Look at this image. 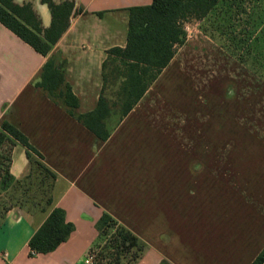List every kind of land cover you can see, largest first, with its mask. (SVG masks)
Listing matches in <instances>:
<instances>
[{
    "label": "crops",
    "instance_id": "0c3cea01",
    "mask_svg": "<svg viewBox=\"0 0 264 264\" xmlns=\"http://www.w3.org/2000/svg\"><path fill=\"white\" fill-rule=\"evenodd\" d=\"M65 1L54 0L56 4ZM70 1L75 7L69 27L53 46L49 57L58 59V62L65 61L66 81L79 101L76 113L85 114L97 107L102 94L104 64L109 58V50L127 45L129 10L151 5L153 0ZM15 3L20 6L30 4L42 28L51 26V10L41 0H15ZM47 59L0 23V126L3 122L15 126L43 156L41 159L32 153L29 158L27 148L17 142L12 152L10 174L15 180H23L39 162L56 175L51 189V205H16L3 214L0 220V264H88L89 251L99 239L98 222L104 213L117 220L116 214L120 211L136 214L139 227L143 225L148 230V239L138 230L131 231L147 244L139 259L132 264L253 262L264 248V157L260 159L256 178V171L251 175H240L232 170L227 173L226 186L219 183L220 157L213 159L217 167L214 169V163H211L215 170L211 177L218 183L213 188L222 193L217 195L218 204L212 205L211 224L196 221L194 250L191 249L189 254L185 251L187 242L185 246L181 245L183 249L178 244L181 249L170 251L173 214H178L179 226L176 228H188L183 225L185 215L182 214L187 200L183 192L188 185L187 169L185 172L180 168L173 173L169 168L164 175L171 183L166 185L162 195L163 207L159 212L135 205L124 193L123 182L131 180L133 164L142 157L143 148H150L155 129L147 119L149 113L138 114L139 108L153 85L171 68L175 58L117 127L108 128L112 132L106 141L79 123L61 102H55L36 87ZM250 117L251 114L246 115L244 133L264 150V110L259 125L253 124ZM191 171L195 172L193 167ZM199 195L197 192L195 196ZM54 208L63 209L67 222L75 229L55 251L31 255L29 242ZM157 227L162 228L158 238L154 235ZM176 240H181L180 235Z\"/></svg>",
    "mask_w": 264,
    "mask_h": 264
},
{
    "label": "rangeland",
    "instance_id": "374dc122",
    "mask_svg": "<svg viewBox=\"0 0 264 264\" xmlns=\"http://www.w3.org/2000/svg\"><path fill=\"white\" fill-rule=\"evenodd\" d=\"M182 25L187 34L185 45L177 49L173 65L139 108L138 114L149 113L145 118L155 128L150 148L142 149V157L133 164L131 180L123 185L130 202L159 212L166 185L171 183L164 175L169 168L173 173L187 169L188 185L183 189L187 200L182 214L183 225L188 228H176L178 214L174 213L170 251L181 249L178 244L182 247L187 242L185 251L189 254L194 250L196 221L211 224L212 205L218 204L217 195L222 193L213 188L218 184L211 177L217 167L215 158L221 160L219 183L226 186L227 173L232 170L240 175L256 171V178L264 157V150L245 135L243 126L249 114L253 124L259 125L264 110V0H221L204 19H189ZM121 69L119 62L108 61L104 96L112 106L107 121L111 129L121 120L116 106L123 81ZM52 185L50 176L37 164L21 181L0 179V220L16 205L46 206ZM116 215L119 225L138 230L148 239V230L139 227L136 214L120 211ZM161 231L155 228L154 235L158 238ZM177 235L181 240H176ZM111 236L108 232L98 239L97 254ZM127 262L128 256L123 264Z\"/></svg>",
    "mask_w": 264,
    "mask_h": 264
},
{
    "label": "trees",
    "instance_id": "16d2710c",
    "mask_svg": "<svg viewBox=\"0 0 264 264\" xmlns=\"http://www.w3.org/2000/svg\"><path fill=\"white\" fill-rule=\"evenodd\" d=\"M41 1L49 6L52 13V23L48 29L42 28L30 4L20 6L15 0H0V23L35 51L48 57L35 83L36 87L47 93L55 102H61L79 123L97 138L106 141L112 132L107 127V119L112 116V106L104 96L108 61L119 62L122 67L120 71L123 81L116 102L122 119L133 110L163 71L170 66L177 49L185 45L187 34L183 22L189 19H204L221 0H153L151 5L131 8L127 45L125 48L116 47L109 50V58L104 64L102 94L97 107L85 114L76 113L79 101L66 81L65 61L57 62L54 57H49L53 46L69 27L75 4L70 0L61 4H56L54 0ZM17 142L27 148L29 158L32 153L43 158L19 129L3 122L0 126V179L15 180L10 174V167L12 152ZM35 164L41 167L54 183L56 175L41 163ZM51 203L52 197L49 196L46 204L49 206ZM74 229V225L67 222L65 211L54 208L29 242L31 255L55 251L69 239ZM97 229L99 238L108 232H112V236L98 254L97 243L91 248V264H123L127 256L126 264H132L145 250L146 245L129 229L119 225L108 213L103 214ZM133 249L135 250L132 252ZM251 264H264V248Z\"/></svg>",
    "mask_w": 264,
    "mask_h": 264
},
{
    "label": "built area",
    "instance_id": "2783aa9c",
    "mask_svg": "<svg viewBox=\"0 0 264 264\" xmlns=\"http://www.w3.org/2000/svg\"><path fill=\"white\" fill-rule=\"evenodd\" d=\"M87 262H88V264H91L92 263V259L91 258H88V261Z\"/></svg>",
    "mask_w": 264,
    "mask_h": 264
}]
</instances>
